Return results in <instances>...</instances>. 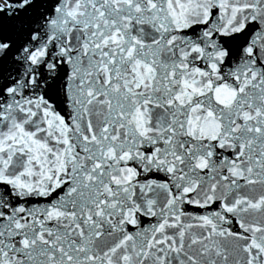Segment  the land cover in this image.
I'll use <instances>...</instances> for the list:
<instances>
[{
    "label": "snow or ice",
    "instance_id": "6c2138e0",
    "mask_svg": "<svg viewBox=\"0 0 264 264\" xmlns=\"http://www.w3.org/2000/svg\"><path fill=\"white\" fill-rule=\"evenodd\" d=\"M0 264H264V0H0Z\"/></svg>",
    "mask_w": 264,
    "mask_h": 264
}]
</instances>
